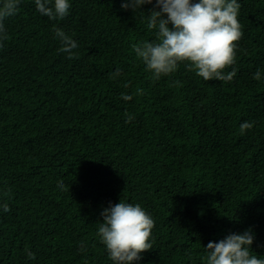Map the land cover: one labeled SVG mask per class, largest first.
<instances>
[{"label":"trees","instance_id":"16d2710c","mask_svg":"<svg viewBox=\"0 0 264 264\" xmlns=\"http://www.w3.org/2000/svg\"><path fill=\"white\" fill-rule=\"evenodd\" d=\"M238 2L224 83L184 65L153 82L131 45L154 36L121 0H70L58 22L21 0L0 47V264H112L96 232L120 200L155 221L134 264H204L209 242L248 229L264 257V0ZM54 23L78 59L58 51Z\"/></svg>","mask_w":264,"mask_h":264},{"label":"clouds","instance_id":"9594fccd","mask_svg":"<svg viewBox=\"0 0 264 264\" xmlns=\"http://www.w3.org/2000/svg\"><path fill=\"white\" fill-rule=\"evenodd\" d=\"M21 0H0V47L8 39L4 21L18 14ZM36 10L49 20L62 21L69 15L70 0H34ZM152 5L145 16L142 6ZM121 7L139 13L146 22V28L154 36L151 41L143 40L131 45L132 52L142 62L153 82L169 77L178 71L180 65L194 72L206 81L219 80L229 83L236 76L232 68L236 63L237 46L243 37L239 22L240 3L238 0H121ZM54 38L59 40V52L67 58L78 59V44L72 36L53 24ZM120 69L110 74V79L121 76ZM258 70L253 79L260 81ZM177 85L179 81L175 82ZM129 85L125 84V87ZM142 94V89H137ZM125 101L132 95L121 94ZM127 121L134 117L127 114ZM255 122L240 124V133L254 127ZM62 186V185H61ZM5 196H9L6 192ZM9 206L3 204V211ZM102 222L96 232L99 242L104 245L112 264H134L142 254L153 249V217L140 205L120 200L109 204L101 212ZM254 234L251 229L243 233H229L219 242H209L203 257L204 264H264L251 250ZM87 243L82 241L80 251ZM29 259L35 254L25 249Z\"/></svg>","mask_w":264,"mask_h":264}]
</instances>
